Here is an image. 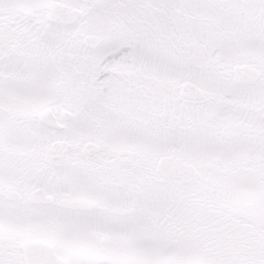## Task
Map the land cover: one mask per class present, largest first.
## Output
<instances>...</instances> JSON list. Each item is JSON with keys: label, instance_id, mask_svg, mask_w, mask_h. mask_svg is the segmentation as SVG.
I'll use <instances>...</instances> for the list:
<instances>
[{"label": "snow or ice", "instance_id": "obj_1", "mask_svg": "<svg viewBox=\"0 0 264 264\" xmlns=\"http://www.w3.org/2000/svg\"><path fill=\"white\" fill-rule=\"evenodd\" d=\"M0 264H264V0H0Z\"/></svg>", "mask_w": 264, "mask_h": 264}]
</instances>
